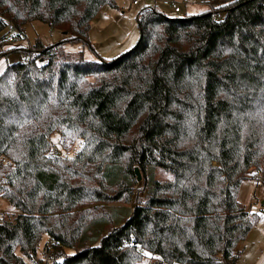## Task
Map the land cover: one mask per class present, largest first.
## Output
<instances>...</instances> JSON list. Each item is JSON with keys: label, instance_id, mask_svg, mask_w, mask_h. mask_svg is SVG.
<instances>
[{"label": "trees", "instance_id": "obj_1", "mask_svg": "<svg viewBox=\"0 0 264 264\" xmlns=\"http://www.w3.org/2000/svg\"><path fill=\"white\" fill-rule=\"evenodd\" d=\"M208 1L144 6L135 45L87 60L65 44L93 48L116 0H0V58L30 22L64 34L0 73V196L18 208L0 264L236 263L260 217L241 184L264 185V0ZM58 130L82 139L70 162L50 152Z\"/></svg>", "mask_w": 264, "mask_h": 264}, {"label": "rangeland", "instance_id": "obj_2", "mask_svg": "<svg viewBox=\"0 0 264 264\" xmlns=\"http://www.w3.org/2000/svg\"><path fill=\"white\" fill-rule=\"evenodd\" d=\"M178 1L183 4V0ZM116 2L118 4L117 8L106 5L97 15L96 18L99 19H93L90 31V39L93 48L87 46L83 47L80 43H67L65 44L66 51L76 57L83 55L87 60L97 59V54L105 57H112L137 43L140 32L136 15L141 8L144 6L156 5L161 10L166 11L168 15L174 13L170 6L162 3V0H141L140 3L136 5L133 4V0H116ZM186 5V7L192 9L194 13L204 11L207 8L205 5L195 2V0H189V3ZM63 36L64 34L59 28H51L44 22L35 21L26 24L23 39L17 42H5L4 49L11 50L12 52L0 58V73L7 64L21 60L22 52L15 51L16 48L29 47L32 49L33 42L37 39H40L43 43L50 44L63 39ZM81 51H83L82 54ZM90 78H93V76H90ZM51 140L53 142V150L58 151L59 156L69 158L66 159L67 162L71 161V157L75 155L83 144L82 139H70L59 130L52 134ZM172 177L173 175L166 170H157V178L159 179H169ZM0 197L2 198L0 199V220L18 213V208L13 206L7 199L2 196ZM50 240L47 234L42 236V243L37 252V257L42 259L43 263L49 262L48 257L53 251L43 248V243L46 241L49 242ZM150 261L151 257L149 256V262Z\"/></svg>", "mask_w": 264, "mask_h": 264}, {"label": "crops", "instance_id": "obj_3", "mask_svg": "<svg viewBox=\"0 0 264 264\" xmlns=\"http://www.w3.org/2000/svg\"><path fill=\"white\" fill-rule=\"evenodd\" d=\"M184 8L188 12H193L192 9L186 6ZM96 17L95 19H99ZM5 67H3L2 71ZM0 199L2 198L0 197ZM239 201L245 205L248 211L260 213V217L241 245L235 264H264V185L256 175L242 182L239 191Z\"/></svg>", "mask_w": 264, "mask_h": 264}, {"label": "built area", "instance_id": "obj_4", "mask_svg": "<svg viewBox=\"0 0 264 264\" xmlns=\"http://www.w3.org/2000/svg\"><path fill=\"white\" fill-rule=\"evenodd\" d=\"M141 0H133V4H139ZM195 2H198L200 4H203L207 7H211V3L208 1V0H195ZM162 3L164 5H168L170 6L174 12H180L183 7L189 3V0H183V4H181V2H179L178 0H162ZM217 16L219 17L220 14H217ZM10 29H14V26L11 25L10 26ZM9 40L13 41V38H9ZM30 60V56L28 53H25L23 56H22V61L23 62H28ZM50 152H53L55 154H58V151H54L53 148L50 149ZM133 244V243H132ZM224 264H234V263H224Z\"/></svg>", "mask_w": 264, "mask_h": 264}, {"label": "water", "instance_id": "obj_5", "mask_svg": "<svg viewBox=\"0 0 264 264\" xmlns=\"http://www.w3.org/2000/svg\"><path fill=\"white\" fill-rule=\"evenodd\" d=\"M135 171H136V174L138 175V179L140 180L141 179V174H140L139 168L136 167Z\"/></svg>", "mask_w": 264, "mask_h": 264}]
</instances>
